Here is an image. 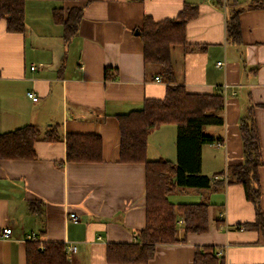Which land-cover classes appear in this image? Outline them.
<instances>
[{
	"label": "crops",
	"instance_id": "1",
	"mask_svg": "<svg viewBox=\"0 0 264 264\" xmlns=\"http://www.w3.org/2000/svg\"><path fill=\"white\" fill-rule=\"evenodd\" d=\"M251 1L25 0V32L9 31L0 16V133L28 124L43 131L58 125L64 136L37 141L35 158L0 159V232L13 229L12 237L0 239V264H26L27 242L36 238L76 246L74 253L68 250L72 264H121L108 260L107 246L137 241V231L146 226L147 184L145 164L120 160L118 116L167 92L163 78L156 81L159 67L146 64L144 42L135 31L145 16L176 17L185 3L197 5L199 13L186 25L192 47L172 49L177 79L189 92L222 90L226 97L225 124L206 128L221 139L202 147V173L217 184L171 194L176 203L209 202V229L159 244L147 264H194L196 247L206 244L224 250L227 264H264V230L254 225V204L242 184L221 183L229 167L244 160L240 119L251 105L264 161V8H248ZM231 4L244 9L241 43L228 39ZM75 6L84 13L78 33L67 42L54 10L68 14ZM167 126L172 125L151 131L149 159L177 162V128ZM69 132L99 134L103 160H68ZM259 175L264 211V164ZM183 225L180 218L179 239Z\"/></svg>",
	"mask_w": 264,
	"mask_h": 264
},
{
	"label": "trees",
	"instance_id": "2",
	"mask_svg": "<svg viewBox=\"0 0 264 264\" xmlns=\"http://www.w3.org/2000/svg\"><path fill=\"white\" fill-rule=\"evenodd\" d=\"M223 4L224 0H216ZM227 16L228 39L242 42L240 14L244 10L231 4ZM250 9L264 8V0H253ZM83 7H72L68 14L62 8L54 10V19L63 25L64 39L69 42L79 31ZM199 13L198 6L185 3L176 17L155 20L147 15L139 26L144 42L146 64L159 67V76L167 84L164 98H147L142 108L120 114V160L126 163H143L146 167V226L137 231V241L111 242L107 246L108 260L121 264H147L159 244L185 241L190 232L209 229L207 201L174 203L170 195L181 188L209 189L217 184L214 176L202 173V147L221 138L206 132L208 126L225 124L226 97L222 90L214 93H192L177 79L172 58L175 46L191 48L187 41L186 25ZM0 16L7 20L11 32H25V0H0ZM111 68H106V78ZM164 125L177 126V162L167 158H148L149 135ZM244 160L230 166L227 179L222 181L244 186L246 197L257 213L256 227L264 230V211L261 208L259 169L264 164L263 150L254 112L250 106L240 119ZM58 125L43 131L35 124L0 133V159L35 158V143L39 140L63 141ZM67 159L73 162H99L103 160V140L99 134L69 132L66 136ZM37 203L30 206L35 210ZM34 207V208H33ZM183 218V238L179 220ZM221 250V249H220ZM219 247L206 244L195 249L194 264H227ZM26 264H72L67 244L62 241L30 240L26 245Z\"/></svg>",
	"mask_w": 264,
	"mask_h": 264
},
{
	"label": "built area",
	"instance_id": "3",
	"mask_svg": "<svg viewBox=\"0 0 264 264\" xmlns=\"http://www.w3.org/2000/svg\"><path fill=\"white\" fill-rule=\"evenodd\" d=\"M222 63H223V62H219L218 64L221 65ZM36 68H37V67H36L35 65L32 66V69H33V70H35ZM156 81L161 82V81H162L161 77H160V76H157V77H156ZM27 94H28V96H29L30 98H32L34 101L39 100V97L35 94L34 91H28ZM221 144H222L221 142H218V145H221ZM69 217H71V218L74 219V220H78V216H77L76 214H74V213H71V214L69 215ZM12 235H13V229H12V227H10V226L3 227V228L1 229V232H0V239H7V238L12 237ZM33 237L35 238V236H33ZM68 250H69V252L74 253V252L76 251V246L71 245V246L68 247ZM223 253H224V250H220V254H223Z\"/></svg>",
	"mask_w": 264,
	"mask_h": 264
},
{
	"label": "rangeland",
	"instance_id": "4",
	"mask_svg": "<svg viewBox=\"0 0 264 264\" xmlns=\"http://www.w3.org/2000/svg\"><path fill=\"white\" fill-rule=\"evenodd\" d=\"M166 128H168V129H176L177 128V126L176 125H172V126H167ZM170 200L172 201V202H174V203H176L177 202V200H179V199H176V197H174L173 195L171 196L170 195Z\"/></svg>",
	"mask_w": 264,
	"mask_h": 264
},
{
	"label": "water",
	"instance_id": "5",
	"mask_svg": "<svg viewBox=\"0 0 264 264\" xmlns=\"http://www.w3.org/2000/svg\"><path fill=\"white\" fill-rule=\"evenodd\" d=\"M135 34L140 35L141 34V30L139 28L136 29Z\"/></svg>",
	"mask_w": 264,
	"mask_h": 264
}]
</instances>
